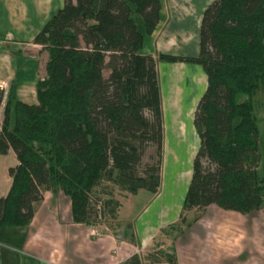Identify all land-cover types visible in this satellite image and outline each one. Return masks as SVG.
Masks as SVG:
<instances>
[{"label": "trees", "instance_id": "1", "mask_svg": "<svg viewBox=\"0 0 264 264\" xmlns=\"http://www.w3.org/2000/svg\"><path fill=\"white\" fill-rule=\"evenodd\" d=\"M159 12V0H64L44 23L33 39L46 52L36 102L13 100L8 92L2 111L0 154L12 150L17 163L0 197V228L27 226L49 190L68 197L74 223L115 230L122 224L113 225L114 186L131 194L158 192L159 61L198 64L207 82L193 115L198 146L175 225L211 204L241 214L264 206L255 114V97L264 93V0H212L202 11L193 56L140 52ZM147 146L155 147L156 159L140 173ZM124 235L134 241L131 223ZM174 257L164 250L134 253L120 264L174 263Z\"/></svg>", "mask_w": 264, "mask_h": 264}, {"label": "crops", "instance_id": "2", "mask_svg": "<svg viewBox=\"0 0 264 264\" xmlns=\"http://www.w3.org/2000/svg\"><path fill=\"white\" fill-rule=\"evenodd\" d=\"M159 1V20L153 32L143 39L140 52L154 57L161 52L182 56L196 55V32L190 37L188 30L181 26L184 21L177 20L182 13L184 17L189 14L176 10L175 0ZM63 2L64 0H0V94L5 87L13 97L14 82L18 76L16 54L34 58L42 52L41 45L34 43L33 39L49 17L63 6ZM201 15H193L196 29H199ZM157 70L163 113V159L158 192L151 194L139 190L131 194L133 201L127 208L129 216L124 222H119L122 224L121 228L95 236L93 232L97 225L72 221L70 202L66 195L61 191L46 190L36 204L33 218L27 226L0 228V264H120L134 253L140 256L148 253L156 255L158 250L174 253V263L162 258L159 262L150 264H236L232 249H220L212 245L215 229L208 225L210 223L212 226L217 217H224L225 221L236 219L239 212L211 204L202 209L197 219L188 220L189 224L184 229L183 226L175 225L192 166L184 171L179 169L170 176L166 169L169 157L171 164H181L179 157L169 152L187 141L185 134L189 137L188 132L194 143L193 147H187L191 152V155L187 152L188 158L191 156V161L194 157L198 138L193 115L206 88V75L200 65L186 62L159 61ZM182 83L181 89L179 86ZM181 93L184 94L182 98L189 99L184 101L187 103L186 109L183 108L184 102L181 103L177 96ZM170 137L173 144L170 143ZM9 152L10 150L7 153ZM11 155L16 164L13 151ZM10 183L11 177L5 173L0 178V197L7 193ZM126 223L132 224L134 241L124 235ZM167 231L171 236L156 244L161 236H167Z\"/></svg>", "mask_w": 264, "mask_h": 264}, {"label": "rangeland", "instance_id": "3", "mask_svg": "<svg viewBox=\"0 0 264 264\" xmlns=\"http://www.w3.org/2000/svg\"><path fill=\"white\" fill-rule=\"evenodd\" d=\"M211 1L212 0H175V5L177 6L176 10L181 12L184 11L187 14H189V16L187 15L184 17V13H182V15L178 16L177 20L179 22H181L182 20L184 21V22L182 21L183 23L181 26L182 28L184 27L186 30H188V32L190 33L189 34L190 37H192L193 35L192 33L196 32L195 40L198 39V28L197 29L195 28V19L193 18V15L197 13L201 15L202 12L201 7L203 6V10H204V8L209 3H211ZM16 57L18 64V76L14 82L12 99L21 100L29 104L35 103L36 97H35L34 83L36 79L44 73L46 52L42 51L34 58H32V56H25V55L20 56L18 54H16ZM103 73L106 76L108 74V71L104 70ZM31 85L33 86V88ZM179 87L182 89L183 83ZM19 90L20 92H18ZM2 91H3L2 94L3 96L0 104V124L3 117L2 111L7 95V90L5 87L3 88ZM177 96L179 97L181 103L189 100L188 98H182L184 97L183 93H181V95L178 94ZM186 107H187V103L184 102L183 108L186 109ZM255 110H256L255 114L257 116V122L259 127L258 144H259V149L263 155V161H264V93L262 92V90H259L255 97ZM188 135L189 137L185 134L187 140L186 142L181 143L180 146H176L175 149H172L171 152H169V154L170 153L174 155L176 154L179 157V161L181 164H177V165L171 164L170 162H172V160L169 157L166 168L168 176L175 173L179 169H182L184 171L186 170V168L190 167V165L192 166L193 159L190 161L191 156H189L188 158V153H190L191 155V152L187 150V147L192 146L194 143L192 136L189 134V132ZM170 143L173 144V139H171V137H170ZM154 148H155L154 146L146 147L142 155L141 162L138 166V171L140 173L143 171V168L146 164L148 163L153 164L154 160L156 159ZM11 153L12 150H10L9 154L8 153L0 154L1 157L0 178H2L5 175V173L9 175L8 173L9 168L15 165V160H13ZM151 156L154 157L152 158L154 160L151 159ZM179 165L181 167H179ZM259 170L261 171V169ZM188 175H191L190 171L188 172ZM112 191H113L114 199L118 201V208H117L118 217L120 213H121L120 216L122 217L119 218L120 220L117 217V220H115L113 223L114 226H118L117 223L119 224V222L120 223L124 222L125 218L128 219L127 217L129 216L128 214L129 211L127 210V208L130 207L133 200L131 193L123 191L117 186H114ZM200 212H202V209L200 208L193 209L190 212H187L186 213L187 222L180 224V227L183 226L184 229L186 227L185 225H187V223L190 220L193 221L199 217ZM238 214H239L238 218L236 219H228V221H225L223 219L224 217L223 218L217 217L218 219H215L212 226L209 223L208 227H212V228L214 227L215 229L213 233L214 242L212 243V245L218 246L220 249L221 247L222 248L227 247L229 248V250L232 249L234 251L233 254H235L236 256V264H264V206H262L256 211H252L246 214H240V213ZM233 224H235L236 227H234ZM97 226L98 227H96V229H100L104 233L111 232V229H109V227L106 226L109 229V231L106 230L105 225L102 223H98ZM168 233L170 232L167 231L165 234L167 236H161V239L159 238L156 244L159 243L160 240H165L168 237H170L171 234ZM165 245H167V243Z\"/></svg>", "mask_w": 264, "mask_h": 264}, {"label": "built area", "instance_id": "4", "mask_svg": "<svg viewBox=\"0 0 264 264\" xmlns=\"http://www.w3.org/2000/svg\"><path fill=\"white\" fill-rule=\"evenodd\" d=\"M97 207H98V209H99V205H98ZM98 217H100V213H98ZM105 229L107 230L106 227H105ZM93 234H94L95 236L105 235V233H104L103 231H101L100 229H96V228L94 229Z\"/></svg>", "mask_w": 264, "mask_h": 264}]
</instances>
